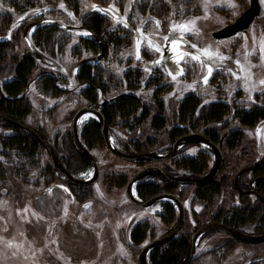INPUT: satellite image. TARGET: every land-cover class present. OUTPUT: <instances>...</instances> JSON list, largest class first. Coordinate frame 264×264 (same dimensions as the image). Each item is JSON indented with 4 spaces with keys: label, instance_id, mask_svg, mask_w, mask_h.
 <instances>
[{
    "label": "rangeland",
    "instance_id": "obj_1",
    "mask_svg": "<svg viewBox=\"0 0 264 264\" xmlns=\"http://www.w3.org/2000/svg\"><path fill=\"white\" fill-rule=\"evenodd\" d=\"M101 2L75 0V8L68 0H39L33 8L20 12L0 0V13L8 12L12 17L10 27L0 33V39L9 42L14 37L18 39L6 63L0 66V85L13 77L11 54L29 51L22 37L27 25L48 17L71 27L68 30L49 29L46 38L42 37L45 33L36 36V27L29 29L28 36L38 59L34 60L27 82L32 110L25 119L41 129L71 172L79 177L87 176L91 165L76 156L69 144L68 132L72 111L85 103L83 95L79 94L83 87L78 90L74 79L77 66L81 60H88L100 52L97 42L96 49L88 44L92 42V32L85 22L91 14L99 13L105 31L99 38L107 43L106 51L101 61H90L89 65L103 70V82L98 83L104 88V99L118 93H133L152 113L157 111L158 99L166 115L167 128L159 134L150 130L149 120L136 126L133 133L123 121L115 122L111 125V135L118 147L132 150V141L142 134L141 138L147 136L154 140L147 151H165L173 141L168 133L170 126L178 122L174 117L175 109L186 94L195 95L200 106L220 99L227 103L230 111L223 121L211 123L209 128L220 127L222 132L236 130L240 145L229 149L225 141L221 147L224 163L215 179L226 181L217 200L225 211L237 206L232 177L250 164L255 139L253 127L240 124L233 116V109L264 107V84H261L264 81V53L261 51L264 47V0H261L262 13L254 18L247 33L238 32L219 40L209 34L232 23L247 8L249 0ZM101 6L111 8L118 17L102 10ZM45 27L48 25H41L42 29ZM205 50L209 54L206 55ZM193 55L199 58L193 60ZM158 57L163 58L160 63L148 65ZM208 65L217 67L209 71ZM43 73L59 77L63 94L57 93L50 98V90L40 92ZM124 73L128 74L127 80ZM34 95L47 100V106L41 107ZM91 117L93 115L86 114L81 122ZM196 128L204 130L207 127L199 125ZM10 131L0 125V264H137L139 248L159 236L175 219L174 211L173 220L166 222L163 204L145 209L129 202L124 194L127 180L144 166L157 165L170 173H187L174 168L172 158L133 163L113 156L97 143L89 149L97 158L100 175L89 187L80 188L68 186L55 176L44 148L36 151L32 158L29 153L5 147L2 136ZM201 151L205 150L190 146L173 158H194ZM204 157L206 171L211 158L206 152ZM246 171L241 173L247 174ZM153 181L163 186L161 181ZM171 191L180 196L185 206V219L176 235L191 236L204 221L211 220L213 212L219 211H214L216 206L195 199L194 185H176ZM136 224L145 230L144 239L138 243L131 240L129 229ZM253 227V222H247L242 229L251 232ZM228 240V235L221 232L205 233L197 242L190 264H244L249 258L246 244L235 243L233 250L227 251L220 262L209 254Z\"/></svg>",
    "mask_w": 264,
    "mask_h": 264
},
{
    "label": "trees",
    "instance_id": "obj_2",
    "mask_svg": "<svg viewBox=\"0 0 264 264\" xmlns=\"http://www.w3.org/2000/svg\"><path fill=\"white\" fill-rule=\"evenodd\" d=\"M94 1L102 3L101 1L103 0ZM2 2L4 4H7V6L12 8V10L22 12L33 8L34 5L36 6L39 0H2ZM68 2L73 3L74 7L76 6L75 0H68ZM11 21L12 17L10 13H0V33L8 30ZM85 26L90 32H92L93 35H95L100 41H102V38L99 37L103 36V34H105V31L103 29V17L99 13L91 14L87 18ZM52 28L55 29V27L48 25V27L42 29L41 25H39L36 29V36L39 37V35H42V33H45L42 35V37L48 36L46 33L49 29L51 30ZM90 40L92 42H89L88 44L91 46V49H96L94 45L95 41L91 38ZM17 41L18 39H16V37H14L13 41L11 42L0 39V66L6 63V59L9 56L10 51L14 50V46L16 45ZM103 43L106 48L107 43ZM10 57L12 58L13 63V77L10 81L4 82L0 85V112L12 114L20 119H24L27 115L30 114L32 108L27 97L23 95L22 92L24 91L28 79L32 74V70L35 64V58L33 54L28 50L23 51V53L21 52L20 54L17 52H13ZM77 75L80 80H86V82L93 88L88 90L86 96L91 101H95L94 88L101 87V89L104 91L103 86L98 83L103 82V78L101 77L103 76V70H100L98 68L93 69L91 66H82L78 70ZM126 77H128V74H126ZM130 81L132 83V80ZM149 81L150 79L148 80V82ZM44 82L45 84L50 85L48 79H45ZM156 83V81H153V84ZM157 101V111L155 113H152L151 109L148 106L144 105L142 103V100L135 95L118 97L109 104H105L102 108V113L109 125H112L115 122L123 121V124L129 126V130L132 133L136 126H140L145 121L149 120V128H151L150 130L159 134L166 130L167 125L165 118L166 115H164L162 110V103L158 99ZM229 111L230 107L226 103L217 102L211 105L200 106L198 99L193 94H188L177 104L174 117L178 120L179 123L186 124L191 129H196V127H198L199 125L210 129L209 125L211 123L217 124L223 121L224 117ZM262 115L263 111L258 109H251L246 111L241 108L234 111V116L238 118L239 122L247 125L253 124L254 121H256ZM0 125L5 128L11 129L7 136H2L4 140L3 145L8 149L13 148L29 153L33 158L35 152L42 148L30 133L19 129L12 123L0 120ZM99 129V124L94 119H89L81 125L80 137L83 143L88 148L93 147L97 143L101 144ZM184 130L186 129L173 127L172 124L170 126V130L168 131V133L171 135L170 140H174L176 136L184 132ZM216 131H218L219 134L220 132L224 133V138L226 139L225 144L229 147V149L239 147L240 138L238 132L235 134L222 132L220 127L216 128ZM140 136H142V134ZM140 136L136 137V140L132 141V150L128 149L127 147H123L120 149L130 153H142L149 150L148 147L154 144V140L150 139L147 136H145L144 138H141ZM198 155L199 156H196L194 158H172L171 161L173 163V167L189 172L191 177H198L205 172V169L207 167V161L204 155ZM81 161L87 165L89 164V162L83 158H81ZM153 180L158 179L147 177L140 179L136 183L134 189L138 197H140L141 199H145L162 190L172 192L171 190L176 186V183L161 181L163 184L162 186ZM225 181L226 179L212 180L206 183L194 185L195 199L206 203L208 206H216V210L214 211L219 210L218 212H216V214H214V212L212 213L210 221L217 220V222H222L242 231H244V229H242V226H244V224H246L247 222H253L254 228L264 229L263 205H259L260 207L253 206L252 208L250 207V205L244 203L243 205H233L232 207H228L227 211L223 209L217 199L221 193L223 185H225ZM160 186H162L161 189H159ZM164 210L165 215L167 216L166 222L170 223L173 220L175 211L173 204L169 201H165ZM206 222L207 221H204L203 223ZM144 231V228L141 227L140 224H136L130 231L131 240L135 243L141 242L145 237ZM189 236L190 234H177L165 244L153 248L147 257L148 264H179L181 259L187 252L190 239ZM228 238L229 240L225 242L223 246H218L209 253L214 255V258L217 262L222 261V258L227 253V251H232L235 247V243H238L231 237L228 236ZM246 245L249 246V258L244 264H264V242Z\"/></svg>",
    "mask_w": 264,
    "mask_h": 264
},
{
    "label": "water",
    "instance_id": "obj_3",
    "mask_svg": "<svg viewBox=\"0 0 264 264\" xmlns=\"http://www.w3.org/2000/svg\"><path fill=\"white\" fill-rule=\"evenodd\" d=\"M101 9L116 17L112 9H110L109 7L101 6ZM260 12H261L260 0H250L249 6L232 23L227 24L221 27L220 29L211 32L210 37L214 39H220V38L229 37L237 33L238 31H247L251 21L254 19L255 16L259 15ZM37 23L39 24L47 23L60 29L68 28V25L63 24L54 18H44L37 21ZM32 24H29L23 31V38L30 52L35 54L34 47L30 42L26 32L27 29ZM92 38L98 42V45L100 47V52L96 56L91 57V59L99 60L104 55L105 47L104 44L101 41H99L96 36H92ZM162 60H163L162 57H158L156 59L151 60L149 64H157L160 63ZM86 114L93 115L99 122L101 138L107 151L111 153L113 156L128 162L138 163V162H146V161L167 160L175 156L181 147L189 143H198L201 146L205 147L206 149L210 150L213 154L210 167L199 177H190L186 175L172 174L164 171L161 167L157 165H147L137 170L127 180L124 187V194L128 199V201L131 202L132 204L138 207L149 208L151 205H153L158 201L169 200L173 202L175 206L176 215L174 221L168 227H166L159 236L149 240L144 245H142L139 248L138 252L136 253L137 264H148L147 257L150 251L153 248L168 242L181 229L185 219V206L182 200L180 199V197L176 193L167 192V191H162L146 199H141L138 196H136L134 193L135 184L140 179L145 177H155L161 179L162 181L180 183L184 185H198V184L206 183L214 180L215 177L217 176L219 170L221 169L224 163L223 155L220 151V148L214 142H212L203 132H188L178 136L171 144V147L164 152H160L157 150H152L142 153L123 152L115 146L112 138L109 135L108 125L103 115L100 113V111L92 106H82L74 112L71 118L69 136H70L71 145L73 149L77 152V154L88 159L91 162L92 173L86 178H78L73 176L69 171H67L63 167L62 163L58 159V156L54 148L50 145V143L42 135V133L33 125L25 122L24 120L12 114L3 113V112H0V120L12 123L18 128L30 133L38 141V143L46 150L51 161L52 169L60 180H62L63 182L69 185L88 186L93 184L98 179L100 170L95 155L81 144L77 134V123L79 119ZM260 163L261 161H258L256 163L249 164L247 166L240 168L234 175V181H233L234 186L235 187L237 186V177L241 172L245 170L253 169L256 166H258ZM252 192L256 194L264 202V196L262 194H260L256 190ZM210 231L224 233L230 236L235 241L242 244H256V243L264 242V233H260V234L247 233L240 229L226 225L222 222H217V221L206 222L198 226L192 232L189 239L187 252L184 255V257L181 259L179 264H190L194 256V251L196 249V244L199 238L203 236L205 233Z\"/></svg>",
    "mask_w": 264,
    "mask_h": 264
},
{
    "label": "flooded vegetation",
    "instance_id": "obj_4",
    "mask_svg": "<svg viewBox=\"0 0 264 264\" xmlns=\"http://www.w3.org/2000/svg\"><path fill=\"white\" fill-rule=\"evenodd\" d=\"M249 3H250V0H249ZM260 3H261V0H260ZM248 6H249V4H248ZM247 6V7H248ZM113 11V10H112ZM114 12V11H113ZM262 13V3H261V12H260V14ZM114 14L116 15V18L118 17V15L114 12ZM259 14V15H260ZM113 16V15H112ZM258 16V15H257ZM113 17H115V16H113ZM256 17V16H255ZM254 17V18H255ZM42 19V18H41ZM41 19H38L37 21H39V20H41ZM254 20V19H253ZM252 20V21H253ZM36 21V22H37ZM252 21H251V23H252ZM251 23H250V25H249V27H248V30H249V28H250V26H251ZM39 25H42V24H34L33 26H31V27H29L28 29H27V31L30 29V28H32V27H36V29H37V27L39 26ZM52 26V25H51ZM53 27H55V26H53ZM55 28H57V27H55ZM71 27L70 26H68V28L66 29V30H68V29H70ZM58 29V28H57ZM248 30L247 31H238V32H248ZM237 32V33H238ZM236 34V33H235ZM219 40V39H218ZM100 41V40H99ZM102 42V41H101ZM103 43V42H102ZM104 44V43H103ZM97 45H98V42H97ZM98 47H99V45H98ZM104 47H105V45H104ZM99 50H100V47H99ZM105 51H106V48H105ZM105 53V52H104ZM33 54V53H32ZM33 56H34V58L35 59H38V57H37V53H36V51H35V54H33ZM103 58H101V59H99V60H93V59H88V60H81L80 61V63L78 64V66H77V72H76V74H75V77H74V79H75V81H76V88H78V90H79V88L80 87H83L82 89H81V93H79V94H82L83 95V99L85 100V103L83 104V105H80V106H78L76 109H74L73 111H72V114H71V117L70 118H72V116H73V114H74V112L78 109V108H80V107H82V106H92V107H94V108H96V109H98L99 111H100V113L103 115V113H102V108H103V106L105 105V104H109L110 102H112L113 100H115L116 98H118V97H126V96H129V95H135V94H133V93H129V92H127V93H118V94H115V95H113V96H111V97H109V98H107V99H104V97H103V94H104V91L101 89V87H97V88H94L95 89V101H91L90 99H88V97L86 96L87 95V93H88V90L89 89H91L92 87L86 82V80H80L79 78H78V70L82 67V66H91V65H89V62L90 61H93L94 63L95 62H97V61H101ZM150 63V62H149ZM148 65H154V64H148ZM217 67V65H208V69H211V68H214V67ZM92 68H93V66H91ZM126 74L127 73H124V75H123V77H124V79H126ZM42 75H44L43 76V80H42V82L40 83V92H46L47 90L49 91H51V94H50V98L51 97H54L57 93H60V94H63V92H61L62 91V87H60L59 88V77H57V75H52V74H50V73H43ZM11 78L12 77H9V78H7V80L6 81H4V82H8V81H10L11 80ZM45 79H48L49 80V83H50V85H48V84H45V82H44V80ZM127 80V79H126ZM3 82V83H4ZM147 84V83H146ZM128 87H130V85L128 86ZM29 84H26V86H25V89H24V91L22 92V94L23 95H25L26 97H27V99H28V101L30 102V99L28 98L29 96L27 95L28 93H29ZM93 89V88H92ZM61 90V91H60ZM47 91V92H48ZM188 94H192V93H188ZM188 94H186L185 96H187ZM39 95H34V97H35V100H37V101H39L40 100V105H41V107H45V106H47V104H48V101L47 100H43V99H40L39 97H38ZM136 96V95H135ZM184 96V97H185ZM195 96V95H194ZM138 97V96H137ZM183 97V98H184ZM101 99V101H98V99ZM217 102H220V103H225L224 101H221L220 99H218V100H216V101H212V102H209V103H207V104H205V105H201V106H206V105H211V104H213V103H217ZM227 104V103H226ZM31 108H32V106H31ZM236 109H241V108H236ZM236 109H233V116H234V111L236 110ZM251 109H258V110H261V111H263V115L262 116H260L256 121H254V123L253 124H251V125H247V124H244V123H241L240 122V124H242L243 126H245V127H253V134H254V139H255V151H254V153H253V155H252V159H251V162H250V164H253V163H256V162H258V161H261V163L258 165V166H256L255 168H253V169H250V170H247L246 172H248L247 174H243V173H240L239 175H238V177H237V186L235 187L234 186V183H233V181H234V175H235V173H234V175H233V177H232V186H233V188L235 189V191H236V193H237V204L238 205H243L244 203L245 204H248V205H250V207H252L253 208V206H258V207H260L259 205H263L264 206V202L256 195V194H254L252 191H254V190H256L257 192H259L260 194H262L263 196H264V178H262V177H264V107L263 106H252L251 108H249V109H244V110H251ZM32 110V109H31ZM83 117V116H82ZM81 117V118H82ZM103 117H104V115H103ZM81 118L79 119V121H78V123H77V134H78V137H79V140H80V142H81V144L84 146V147H86L89 151H90V149L83 143V141L81 140V137H80V128H81V125L82 124H84V122H86V121H88L89 119H94V120H96L97 121V119L93 116V117H91V118H88V119H86V120H84V121H82L81 122ZM235 118V117H234ZM104 119H105V117H104ZM22 120H24L25 122H26V119L24 118V119H22ZM105 121H106V119H105ZM70 122H71V120H70ZM81 122V123H80ZM98 122V121H97ZM28 123V122H27ZM107 123V122H106ZM30 124V123H29ZM98 124H99V122H98ZM32 125V124H31ZM107 125H108V131H109V135H110V137L112 138V140H113V142H114V144H115V146L119 149V150H121V151H123L122 149H120L119 147H118V145L116 144V142L114 141V138H113V136L111 135V125H109L108 123H107ZM35 128H37L41 133H42V135L47 139V137L45 136V134L41 131V129H39L37 126H35V125H33ZM173 127H180V128H183V129H186V130H184V132H182V133H180L179 135H177L176 136V138L178 137V136H180V135H182V134H185V133H188V132H203L212 142H214L219 148H220V151H221V153H222V146H223V143L225 142V136H224V133H221V134H219V132L218 131H216V129H214V127H212V129L210 130V129H204V130H196V129H191L188 125H186V124H181V123H179V122H177V123H175V124H173ZM99 128H100V124H99ZM20 129V128H19ZM22 130V129H21ZM207 130V131H206ZM239 131H240V129H239ZM69 132H70V129H69ZM69 132H68V138H69V144H70V146H71V148L73 149V147H72V145H71V142H70V136H69ZM99 132H100V129H99ZM209 132H210V134H209ZM237 131L236 130H230V131H228V133H236ZM100 138H101V132H100ZM175 138V139H176ZM174 139V140H175ZM173 140V141H174ZM37 141V140H36ZM47 141L49 142V140L47 139ZM173 141H172V143H173ZM38 142V141H37ZM50 143V142H49ZM171 143V144H172ZM40 145V144H39ZM50 145L54 148V150H55V147L50 143ZM101 145H103L104 146V144H103V141H102V138H101ZM41 146V145H40ZM190 146H198V147H200V148H202L203 150H205V151H201V152H199V154H203L204 155V153L206 152L207 154H209V156H210V158H211V162H212V157H213V154H212V152L210 151V150H208V149H206L205 147H203V146H201L200 144H198V143H189V144H186V145H184L183 147H181L180 148V150L178 151V153L175 155V156H177L178 154H181L182 153V151L183 150H185V149H187V147H190ZM42 147V146H41ZM105 147V146H104ZM171 147V146H170ZM43 148V147H42ZM45 150V149H44ZM168 150V149H167ZM167 150H165V151H167ZM46 151V150H45ZM73 151H74V153L76 154V156H79L80 158H83V159H85V160H87L88 162H89V164L91 165V171L88 173V175L87 176H83V177H79V176H76L75 175V172H71L70 170H71V168H69L70 166L68 165V167H67V164H63L62 163V161L59 159V157H58V159L60 160V162L62 163V165H63V167L67 170V171H69L73 176H75V177H78V178H86V177H88L89 175H91V173H92V164H91V162L88 160V159H86V158H84V157H82V156H80L79 154H77V152L73 149ZM248 151V150H247ZM55 152H56V150H55ZM91 152V151H90ZM123 152H126V151H123ZM47 153V152H46ZM92 153V152H91ZM126 153H130V152H126ZM56 154H57V152H56ZM222 155H223V153H222ZM248 155L250 156L251 154L250 153H248ZM57 156H58V154H57ZM175 156H173V157H175ZM96 157V156H95ZM172 157V158H173ZM171 159V158H170ZM223 159H224V155H223ZM133 163H136V162H133ZM52 167V166H51ZM52 171H53V169H52ZM53 173H54V171H53ZM55 174V173H54ZM100 175V174H99ZM182 175H186V176H190V173L189 172H187V173H185V174H182ZM55 176H56V174H55ZM201 176V175H200ZM57 177V176H56ZM191 177V176H190ZM199 177V176H198ZM145 178H147V177H145ZM150 178V177H149ZM59 179V178H58ZM159 181H162L161 179H159V178H157ZM60 180V179H59ZM214 180H217V179H214ZM60 181H62V180H60ZM63 182V181H62ZM164 182H167V181H164ZM63 183H65V182H63ZM172 183V182H171ZM65 184H67V183H65ZM68 186H75V187H89L90 185H88V186H76V185H69V184H67ZM92 185V184H91ZM176 185H181L180 183H176ZM182 185H184V184H182ZM162 191H165V190H162ZM162 191H160V192H162ZM167 192H170V191H167ZM157 193H159V192H157ZM40 196V195H39ZM152 196V195H151ZM249 196H252V197H254V199L253 200H250V198H249ZM148 198V197H147ZM146 199V198H145ZM163 204L164 205V201H158V202H156V203H154L153 205H151L149 208H152L155 204ZM149 208H145V209H149ZM174 221V220H173ZM166 228V227H165ZM164 228V229H165ZM129 229H132L131 227L129 228ZM245 231V230H244ZM245 232H247V233H254V234H260V233H264V229H256V228H254L253 227V230L251 231V232H249V231H245Z\"/></svg>",
    "mask_w": 264,
    "mask_h": 264
},
{
    "label": "snow or ice",
    "instance_id": "obj_5",
    "mask_svg": "<svg viewBox=\"0 0 264 264\" xmlns=\"http://www.w3.org/2000/svg\"><path fill=\"white\" fill-rule=\"evenodd\" d=\"M233 8H236L237 6L236 5H231ZM61 7H63V5H61ZM69 15H71V14H69ZM157 51H159V48H157ZM261 51H262V53H264V47H262V49H261ZM205 54L207 55V54H209L208 52H207V50H205ZM199 57L198 56H196V55H193L192 56V59L193 60H196V59H198ZM262 58H264V56H262ZM221 59H223V57H221ZM209 71H211V69H209ZM207 81V77H205V82ZM261 84H264V81H261ZM86 207H87V205H86Z\"/></svg>",
    "mask_w": 264,
    "mask_h": 264
}]
</instances>
